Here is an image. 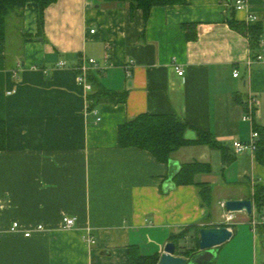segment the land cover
<instances>
[{
	"label": "crops",
	"instance_id": "0c3cea01",
	"mask_svg": "<svg viewBox=\"0 0 264 264\" xmlns=\"http://www.w3.org/2000/svg\"><path fill=\"white\" fill-rule=\"evenodd\" d=\"M234 3L188 0L145 18L128 2L58 0L46 8L42 35L35 4L26 6L22 28L0 43V120L8 139L0 151V264H129L131 245L161 256L172 234L196 223L233 231L217 247V264H264V223L253 224L264 207L257 212L252 200L253 213L234 212L229 223L220 205L251 199L264 183L257 151L234 147L256 125L264 128V0H246L244 10ZM233 19L247 29L260 24L259 44L233 29ZM190 23L194 39L184 27ZM91 57L99 66L87 76L127 91L125 102L88 108L76 77ZM63 60L67 66L58 67ZM142 113L180 116L194 143L166 163L148 150L120 148L119 126ZM197 130L212 133L219 147L196 143ZM194 160L212 166L196 175L211 187L209 207L196 184L178 186L173 177ZM67 215L76 225L66 229Z\"/></svg>",
	"mask_w": 264,
	"mask_h": 264
},
{
	"label": "trees",
	"instance_id": "16d2710c",
	"mask_svg": "<svg viewBox=\"0 0 264 264\" xmlns=\"http://www.w3.org/2000/svg\"><path fill=\"white\" fill-rule=\"evenodd\" d=\"M58 0H0V43L8 44L10 42V26H15V31L22 28V22L27 5L34 3L37 9V23H39L38 35H42L45 27V12L46 8L57 2ZM108 2H128L132 9L140 8L144 11L145 18L149 16L152 9L166 5L186 4L188 0H103ZM233 2V0H227ZM236 0H234L235 2ZM18 21V26L15 22ZM231 27L240 32L251 34V41L253 45L259 44L261 40V25H250L248 29L245 25H240L235 19L230 21ZM196 24H185L188 38L194 39L195 34L191 33L192 27ZM12 32V31H11ZM27 40L33 39L28 34H20ZM88 79L92 85V90L88 92V108L92 111L101 103H121L125 102L128 97L127 91H115L105 87L100 79L94 74H88ZM192 126L180 116L176 114H147L142 113L136 117L122 123L118 128V145L122 147H133L148 150L155 158L162 163L169 162L172 155L180 150L181 147L194 143L186 137V131ZM260 134L257 141V160L264 165V128L259 125L255 126ZM198 138L195 140L198 144L210 145L212 147H219L214 135L203 130H197ZM7 125L4 120H0V151L7 148ZM221 147V146H220ZM223 149V147H222ZM231 159L225 157V162ZM212 166L209 163L194 160L193 162L184 163L180 166L179 171L173 176L176 185H197L199 188L202 204L210 206L212 191L210 185L200 183L197 181L196 175L202 172L211 171ZM256 206V211L260 212L264 207V183L258 182L254 186V193L251 196ZM201 227H208L207 225H200L198 223L191 224L182 229L181 232L172 234L170 240L177 245V254L184 255L188 259H193L200 252V234ZM194 232L197 234L196 246L181 249L180 242L182 239ZM129 264H157L160 259L159 253L154 255H145L137 245H131L129 248ZM199 264H217L216 258L209 262H202Z\"/></svg>",
	"mask_w": 264,
	"mask_h": 264
},
{
	"label": "water",
	"instance_id": "95a60500",
	"mask_svg": "<svg viewBox=\"0 0 264 264\" xmlns=\"http://www.w3.org/2000/svg\"><path fill=\"white\" fill-rule=\"evenodd\" d=\"M226 205L227 210L231 212L245 211L250 215L253 213L254 204L252 199H228L226 200ZM199 234V248L201 250L196 257L188 259L184 255H178L176 243L168 241L157 264H199L209 262L216 258L217 247L231 239L234 233L228 226H210L201 227Z\"/></svg>",
	"mask_w": 264,
	"mask_h": 264
},
{
	"label": "built area",
	"instance_id": "2783aa9c",
	"mask_svg": "<svg viewBox=\"0 0 264 264\" xmlns=\"http://www.w3.org/2000/svg\"><path fill=\"white\" fill-rule=\"evenodd\" d=\"M234 4H235V8L237 10H244L247 7L246 0H236ZM248 18H249L250 21H257L259 19L255 14H249ZM92 31H94V30H92ZM257 58H258V60H260V59H262V56L258 55ZM57 66L58 67H62V68L64 66H67L66 61L63 60V61L58 62ZM92 66H99L98 65V61L94 57H91L89 59L84 60L80 64V66L77 67L76 80H78L80 84L84 85V87L86 88V90L88 92L92 90V85H91V83H90V81L88 79L87 73L89 72V70H91ZM17 67H18L17 70H19L21 68V62L18 64ZM175 68H176V71L178 72L179 75H183L184 74V69H183L181 64H177V66ZM17 70H15V75L17 74ZM127 75L128 76L132 75L131 70L127 71ZM233 75L234 76H239V70L235 69ZM243 118L245 120L249 121L251 119V116L246 115ZM259 136H260L259 132L254 129L252 131L251 138L248 141L237 140L236 142H234L235 151L239 152V153L240 152L256 151L257 148H258L257 147V141H258ZM220 205H222V207L225 209V219H226V221L229 222V223L233 222L235 220V213L227 210L226 201L221 202ZM63 223H64V228H66V229L74 227L76 225V217L75 216H71V215H67V216H65L63 218ZM260 223H264V215H261L258 218H255L253 220V224L255 226H257ZM19 228H20V225L18 224V222H14L13 226H12V229L16 230V229H19ZM42 228H43V225H39L38 226V229H42ZM25 234H26V236H30L32 234V231L28 230ZM88 238H89V242L91 244H93V245L96 244L97 239H95L94 237H91V236H89ZM0 241H1V238H0Z\"/></svg>",
	"mask_w": 264,
	"mask_h": 264
},
{
	"label": "rangeland",
	"instance_id": "374dc122",
	"mask_svg": "<svg viewBox=\"0 0 264 264\" xmlns=\"http://www.w3.org/2000/svg\"><path fill=\"white\" fill-rule=\"evenodd\" d=\"M15 24L18 26L19 25L18 21H16ZM15 29L16 28L14 25H13V27L10 26V38L13 37L11 31L13 32ZM13 34H14V32H13ZM181 244H182L181 249L188 248V247H195L196 246L195 234L194 235L191 234L188 237L184 238V240H182Z\"/></svg>",
	"mask_w": 264,
	"mask_h": 264
}]
</instances>
